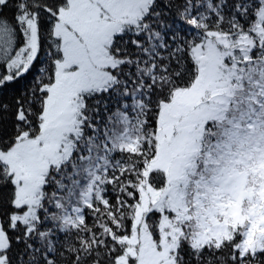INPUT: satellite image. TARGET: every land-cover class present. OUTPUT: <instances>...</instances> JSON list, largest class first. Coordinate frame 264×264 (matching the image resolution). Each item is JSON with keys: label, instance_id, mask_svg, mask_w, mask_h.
<instances>
[{"label": "snow or ice", "instance_id": "6c2138e0", "mask_svg": "<svg viewBox=\"0 0 264 264\" xmlns=\"http://www.w3.org/2000/svg\"><path fill=\"white\" fill-rule=\"evenodd\" d=\"M0 264H264V0H0Z\"/></svg>", "mask_w": 264, "mask_h": 264}]
</instances>
